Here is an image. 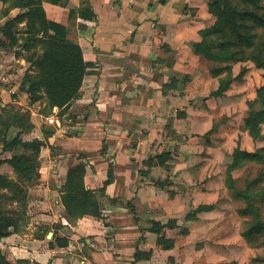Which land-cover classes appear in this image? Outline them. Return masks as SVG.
Here are the masks:
<instances>
[{
  "label": "crops",
  "instance_id": "crops-1",
  "mask_svg": "<svg viewBox=\"0 0 264 264\" xmlns=\"http://www.w3.org/2000/svg\"><path fill=\"white\" fill-rule=\"evenodd\" d=\"M186 2L42 0L47 17L64 25L68 38L82 47L89 67L78 98L64 112L59 113L60 108L55 106L47 114L69 135L62 136L64 139L54 137L52 142L62 149L59 153L52 154L45 145L42 148L35 207L30 204L25 229L2 241L9 257L29 258L42 264L219 262L222 252L213 247L212 240L216 238L214 229L220 223L217 216H222V208L200 212L194 220L185 218L190 207L212 202L216 189L191 185L185 178L190 170L181 167L187 159L185 123L190 115L174 121L177 135L172 142L178 151L176 155L172 153L176 158L170 164L172 168L157 161L148 163L156 154L157 144L170 142L165 126L166 112L171 107L162 102V89L171 80L160 62L166 50L163 45L171 42L172 36L181 35ZM3 7L0 1V10ZM19 12L20 8L13 9L8 16L0 17V23ZM24 26L25 22L20 24L21 29ZM176 42L180 46V39ZM184 47L185 41L171 58L177 70L181 68ZM27 64L15 50L0 47V95L15 93L31 67L28 69ZM1 83L11 88L6 91ZM45 104L40 103L39 108ZM175 107L189 110L183 102ZM38 114L43 116L39 111ZM36 126L42 138L44 127L37 122ZM83 159L86 186L101 196V214L69 220L61 200L62 186L68 170ZM192 169L196 170L192 172L194 176L203 172L201 167ZM153 220L163 224L175 220L176 226L159 234L150 229ZM47 226L57 231V237L68 238L69 244L59 246L53 236L48 238L50 231L43 238ZM158 238L169 240L172 246L166 247Z\"/></svg>",
  "mask_w": 264,
  "mask_h": 264
},
{
  "label": "rangeland",
  "instance_id": "rangeland-1",
  "mask_svg": "<svg viewBox=\"0 0 264 264\" xmlns=\"http://www.w3.org/2000/svg\"><path fill=\"white\" fill-rule=\"evenodd\" d=\"M180 30V37L172 36L173 40L163 45L166 50L161 54L163 59L160 63L164 64L163 68L171 80L166 85L168 87L162 89V102L171 107L170 111L166 112L165 126L170 142L154 144L156 154L153 157L163 152L169 153V161H166L168 164L164 165L172 168L173 165L170 164L175 158L172 153L176 155L178 151L177 144L172 142L177 135L174 121L190 115V119L185 123L187 159L181 167L190 170L185 178L191 185L205 188L212 186L217 189L213 193L215 199L205 202H216L224 211L219 212L222 216H217L220 217V223L214 229L216 238L212 240L213 247L222 252L217 264H264L256 261L264 259V226H260L254 213L242 215V209H246L248 201L239 197L236 192L233 193L226 185L227 171L231 169L232 178L237 181L238 187L244 188L245 183L252 180L259 181L257 187H264V164L242 160L233 166L234 168L230 167L236 151L255 152L258 147L264 148V122L259 125L257 137L252 136L246 127L250 112L264 107V67L260 66V59L264 58V0H187ZM177 39L181 41L180 46L174 44H178ZM184 41L186 47L181 54V68L177 70L171 58L176 55L178 48H183ZM197 43H203L202 52L197 50ZM25 55L27 56L26 53ZM27 65L29 69L31 64ZM10 85L13 86L14 83L11 82ZM1 86L6 91L11 88L2 83ZM9 96L0 95V159L24 152L22 146L9 150L8 143L15 137L24 141L41 139L52 154L59 153L62 150L59 148L60 144H56V148L52 141L58 136L64 139L69 132L47 116V113H51L50 109L47 110L45 105L39 108L40 103L42 105L44 101L32 102L30 94L22 88V82L16 87L15 93H9ZM202 96L204 97L201 98ZM15 97L21 102L13 100ZM179 102L187 105L188 112L186 109H173ZM6 104L7 112L2 110V106ZM33 110H36V114ZM16 111L22 117L19 121L12 122L10 117L17 113ZM38 111L43 116H39ZM36 122L44 127L42 138L37 135ZM180 139L183 140L182 135ZM42 148L37 159V177L22 180L10 164L0 165V172L20 183L18 186L22 187V191L18 187L9 191L4 189V193L10 195L8 201L4 198L7 213L9 212L12 219L21 218V230L17 232L25 229L24 226L30 218V204L35 207L38 198L35 186L41 176ZM160 148L162 150H159ZM83 161L85 163V159ZM197 167L203 170L200 176L192 174L196 171L192 168ZM229 180L230 184H233L231 179ZM261 190L263 196L257 201L254 200V205L264 222V190ZM196 207H190L189 210L192 211ZM19 212L22 213L21 217ZM255 224L257 231L252 232L250 228ZM15 228L10 227L13 231ZM48 231L57 236V231L47 226L42 233L43 238H46ZM196 231H199V228ZM8 236L0 238L2 251V241ZM7 257L9 261L18 264H42L29 258Z\"/></svg>",
  "mask_w": 264,
  "mask_h": 264
},
{
  "label": "trees",
  "instance_id": "trees-1",
  "mask_svg": "<svg viewBox=\"0 0 264 264\" xmlns=\"http://www.w3.org/2000/svg\"><path fill=\"white\" fill-rule=\"evenodd\" d=\"M4 7L0 10V17H6L13 9L20 8L21 12L14 16L8 17L3 23H0V47L15 50L16 56H22L31 64L30 69L26 72L22 88L30 94L32 102L45 101L46 109L52 112L57 106L60 112H64L70 104L78 98L80 89L85 75L88 72L89 64L84 59L82 47L68 38L67 29L64 25L55 22L47 17L46 11L42 6V0H0ZM58 0H53L57 2ZM164 3L165 0H160ZM216 5H218L216 3ZM92 14L90 8L85 9ZM25 22L24 28H20V24ZM203 43H197L198 51H201ZM27 54V56L25 55ZM29 53V55H28ZM260 66L264 67V58L260 59ZM31 70V71H30ZM219 92V91H218ZM7 104L2 106V110L7 112ZM17 112V111H16ZM48 112V111H47ZM49 114V113H47ZM22 115L17 112L12 115L11 120L19 121ZM246 127L252 136H258L260 123L264 122V107L259 110H252L247 119ZM30 124V123H28ZM32 126V125H27ZM44 141L34 139L32 141H24L20 137H15L8 143L9 150L22 146L24 152L21 154H13L6 159H0V165L10 164L19 177L31 179L39 174L37 170V159L40 149L44 146ZM169 159V153H160L156 157L148 160L149 164L157 161L166 164ZM246 160L253 163L264 164V148L258 147L255 152L236 151L234 162L230 167L234 168L239 161ZM234 166V167H233ZM86 164L78 162L73 165L67 173L66 180L62 186L61 200L65 206V215L69 220H75L86 214L100 216L101 196L98 191H94L86 186ZM231 169L227 171L226 185L230 190L236 192L242 197L248 205L246 209H242V215L255 214V219L260 226H264L261 220V214L254 205V200H259L263 196L264 187H257L256 180L248 181L245 187H238L237 181L232 178ZM264 174V169L262 170ZM233 184H230V180ZM259 179V178H258ZM16 181L11 180L8 176L0 172V238L8 236L12 232L21 230L20 219H12L7 213L4 198L9 200L8 193H4V189L8 191L13 187H18L22 191V187L18 186ZM261 188V189H260ZM218 203H201L194 210L188 211L186 220L197 219V214L203 211H211L216 209ZM22 213L19 212L21 217ZM263 222V223H262ZM16 227L13 230L10 227ZM176 226L175 220H169L163 224L160 221H151L150 229L153 232L162 234L166 228ZM250 230L257 231V225H253ZM245 236V235H244ZM53 240L59 246H67L69 240L66 237L53 236ZM52 240V241H53ZM159 242H164L166 247H171L172 242L164 238H158ZM258 262H264V259H256ZM0 264H18L9 261L7 255L0 249Z\"/></svg>",
  "mask_w": 264,
  "mask_h": 264
},
{
  "label": "water",
  "instance_id": "water-1",
  "mask_svg": "<svg viewBox=\"0 0 264 264\" xmlns=\"http://www.w3.org/2000/svg\"><path fill=\"white\" fill-rule=\"evenodd\" d=\"M214 1L217 2V1H220V0H214ZM203 97L204 96H202L201 98H203ZM47 236H48V238H51L53 236V232L50 231Z\"/></svg>",
  "mask_w": 264,
  "mask_h": 264
}]
</instances>
